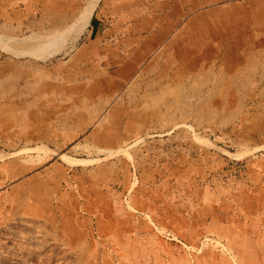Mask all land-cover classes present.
I'll return each instance as SVG.
<instances>
[{"label": "rangeland", "instance_id": "obj_1", "mask_svg": "<svg viewBox=\"0 0 264 264\" xmlns=\"http://www.w3.org/2000/svg\"><path fill=\"white\" fill-rule=\"evenodd\" d=\"M90 1L0 0V264H264V1L97 0L141 60Z\"/></svg>", "mask_w": 264, "mask_h": 264}, {"label": "crops", "instance_id": "obj_2", "mask_svg": "<svg viewBox=\"0 0 264 264\" xmlns=\"http://www.w3.org/2000/svg\"><path fill=\"white\" fill-rule=\"evenodd\" d=\"M55 3L56 6L60 7V11L57 10L61 16L67 17L75 10L74 5H76V0H49ZM243 0H180V5L171 6V10L175 8L179 9L186 18H189L191 11L204 10L210 7H214L215 11H222L223 9L232 6L233 3H240ZM245 1H258V0H245ZM264 1V0H262ZM155 10H152L150 14L142 15L136 20H133L123 32L117 30L114 32L113 28H106V35L102 37L100 33H102L106 21H107V11L103 8L98 11L95 10L93 13L89 24H88V35L85 37L84 41V49H105L108 45L113 44L116 45L118 49L121 51H131L135 52L136 59L141 60V57H146L151 49L157 45L162 39L163 36V27L158 26V19H162L160 13L156 10L158 8V2H152ZM164 6V5H163ZM165 7H168L167 5ZM197 10V11H198ZM61 17V18H62ZM117 22V20H116ZM24 27V23L22 22V29ZM3 31L0 29V34ZM7 36H4L6 38ZM129 49V50H128ZM114 58V56H113ZM118 58V57H117ZM119 59V58H118ZM125 58H123L124 60Z\"/></svg>", "mask_w": 264, "mask_h": 264}, {"label": "bare ground", "instance_id": "obj_3", "mask_svg": "<svg viewBox=\"0 0 264 264\" xmlns=\"http://www.w3.org/2000/svg\"><path fill=\"white\" fill-rule=\"evenodd\" d=\"M96 4H97V0H92L84 8V10L82 11L80 15L81 23L87 24L90 21Z\"/></svg>", "mask_w": 264, "mask_h": 264}]
</instances>
